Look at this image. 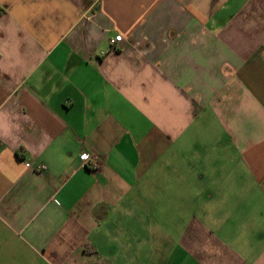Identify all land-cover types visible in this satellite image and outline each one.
<instances>
[{"label":"crops","instance_id":"obj_1","mask_svg":"<svg viewBox=\"0 0 264 264\" xmlns=\"http://www.w3.org/2000/svg\"><path fill=\"white\" fill-rule=\"evenodd\" d=\"M0 264H264V0H0Z\"/></svg>","mask_w":264,"mask_h":264},{"label":"built area","instance_id":"obj_2","mask_svg":"<svg viewBox=\"0 0 264 264\" xmlns=\"http://www.w3.org/2000/svg\"><path fill=\"white\" fill-rule=\"evenodd\" d=\"M123 42V36L121 34L116 35V37L111 38L109 41L111 50H116L119 48ZM100 157L96 154L90 153L88 151L83 152L80 155V161L82 165L88 167L89 169H98L100 167ZM27 167H31L30 164H27ZM42 166L35 168L37 171H42Z\"/></svg>","mask_w":264,"mask_h":264}]
</instances>
